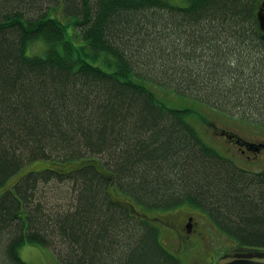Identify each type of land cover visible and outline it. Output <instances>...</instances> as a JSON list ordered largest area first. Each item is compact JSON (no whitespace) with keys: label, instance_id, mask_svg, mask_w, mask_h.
<instances>
[{"label":"trees","instance_id":"obj_1","mask_svg":"<svg viewBox=\"0 0 264 264\" xmlns=\"http://www.w3.org/2000/svg\"><path fill=\"white\" fill-rule=\"evenodd\" d=\"M185 2L0 0V264H26L24 243L57 264H184L148 212L182 206L264 252V175L237 169L189 122L196 111L150 87L264 116L261 1ZM48 179L62 197L47 212L34 194Z\"/></svg>","mask_w":264,"mask_h":264},{"label":"rangeland","instance_id":"obj_2","mask_svg":"<svg viewBox=\"0 0 264 264\" xmlns=\"http://www.w3.org/2000/svg\"><path fill=\"white\" fill-rule=\"evenodd\" d=\"M168 1L175 6L186 5L185 0ZM256 1L258 2V0ZM258 8L259 2L256 9L258 10ZM59 13H61L60 10ZM261 13H263V11H261ZM261 13L258 17L256 12L257 17H255V19L252 18L254 30L260 38L261 34L258 32L257 27L260 25L261 30L264 31V16H262ZM61 19L68 23V20ZM76 34L77 32L74 27L68 25L66 29V37L68 40L72 41L75 46L79 47V44H82V41L79 38H75ZM45 48L46 44L43 40L35 41L28 48V55H40ZM150 87L156 92L157 98L162 100L168 106L172 108L193 109L196 111L197 115L189 117V122L197 129L203 141L214 148L215 151L222 155L226 160L232 161L237 169L242 170V168H245L257 172L251 174L264 172V161L261 160L262 155H259L260 150L255 152L257 147L255 148L253 146L257 144V141L264 140L263 115H248L247 113L249 112H246L243 109L236 110L233 107H225L223 106L224 104H217L212 100L210 101V99L203 94L202 96H197L200 98L201 102L199 100H194L190 96L184 98L181 95H178L177 92L162 87ZM224 130L226 131V134L224 133ZM229 130L244 134L248 137L247 139L250 145H245L242 141L235 138L234 134L230 135ZM240 151H243L244 154L240 155ZM257 155H259V158ZM247 156L253 158V160H248L246 158ZM43 165L44 164L40 162L27 165L20 175L18 174L8 183V188L12 187L22 174L37 171L41 169ZM259 167L260 170H258ZM48 181L49 179L39 180L38 190L34 194L35 205L37 206L40 204L43 209L47 208V212L49 211L48 205L51 203L60 207L61 205L57 203L56 199L57 197H62L61 195H58V192H60L61 189L55 187L56 183L54 181ZM138 208H140V206H138ZM148 212L153 218L155 214L161 217V219L156 222V227L159 229L160 241L167 245L170 252L177 254L178 257L183 260L184 264H197V262L200 264L207 260L209 256H215L216 259H219L225 254L242 252V249L237 247L236 241L231 238L229 234L227 235L226 233H223L213 220L202 210L190 206H182L172 210H158L155 212L151 210ZM190 216L195 218L194 221L198 224L200 222L202 224L201 228L204 230L203 233L205 237L203 244L198 243L195 238H183V236H180L177 233L180 226L182 227L188 223L187 220ZM172 225L176 229L172 228ZM216 228L220 230L221 234L214 230ZM191 243L196 245L193 250L188 251L187 253L188 246L190 245V247H192ZM180 244L183 246V253H181L182 247H180ZM53 251L38 244L24 243L18 249V254L26 264H57L58 253L56 254Z\"/></svg>","mask_w":264,"mask_h":264},{"label":"flooded vegetation","instance_id":"obj_3","mask_svg":"<svg viewBox=\"0 0 264 264\" xmlns=\"http://www.w3.org/2000/svg\"><path fill=\"white\" fill-rule=\"evenodd\" d=\"M261 3L259 5V8L257 10V14H258V17L261 13V11H263V13H261L262 16H264V0H260ZM258 26V25H257ZM258 28V32L261 34V39L264 40V31L261 30V27L260 25L257 27ZM246 137V136H245ZM248 138V137H246ZM255 148L257 147V149L255 150V152H258L260 150V154L259 155H262L261 156V160L264 161V140H261V141H257V144L256 145H253ZM253 147V148H254ZM240 155H243L244 152L243 151H240L239 152ZM259 155H257V157L259 158ZM248 160H253V158L247 156L246 157ZM258 160V159H257ZM259 166V165H258ZM243 171H246V172H249V173H257V172H254L252 171L251 169H245V168H242ZM258 170H260V167L258 168ZM259 174H263L264 175V172H259ZM195 218L193 217H188V223H186L184 226H180L177 233L180 235V236H183V238H195L196 241L198 243H204V240H205V237H204V233H203V229L201 228V222L198 224L196 221H194ZM217 233H220V230L219 229H214ZM221 234V233H220ZM192 244V247L194 248V246L196 244L194 243H191ZM190 246V245H189ZM204 246V245H203ZM191 247V248H192ZM227 255V254H225ZM218 261V259H216L215 256H209L207 258V260H205L204 262L200 263V264H216ZM197 264H199L197 262Z\"/></svg>","mask_w":264,"mask_h":264},{"label":"water","instance_id":"obj_4","mask_svg":"<svg viewBox=\"0 0 264 264\" xmlns=\"http://www.w3.org/2000/svg\"><path fill=\"white\" fill-rule=\"evenodd\" d=\"M217 264H264L262 254H236L222 257Z\"/></svg>","mask_w":264,"mask_h":264}]
</instances>
